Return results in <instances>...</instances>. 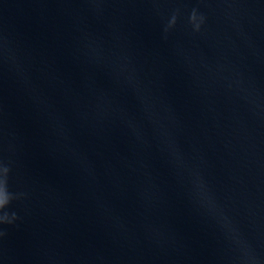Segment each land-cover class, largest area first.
Listing matches in <instances>:
<instances>
[{"label": "water", "instance_id": "obj_1", "mask_svg": "<svg viewBox=\"0 0 264 264\" xmlns=\"http://www.w3.org/2000/svg\"><path fill=\"white\" fill-rule=\"evenodd\" d=\"M0 264H264V0H0Z\"/></svg>", "mask_w": 264, "mask_h": 264}, {"label": "snow or ice", "instance_id": "obj_2", "mask_svg": "<svg viewBox=\"0 0 264 264\" xmlns=\"http://www.w3.org/2000/svg\"><path fill=\"white\" fill-rule=\"evenodd\" d=\"M0 235H2V234H0Z\"/></svg>", "mask_w": 264, "mask_h": 264}]
</instances>
